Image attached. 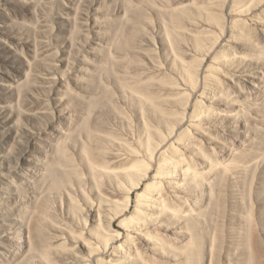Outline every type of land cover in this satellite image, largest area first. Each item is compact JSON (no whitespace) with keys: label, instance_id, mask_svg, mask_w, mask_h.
<instances>
[{"label":"rangeland","instance_id":"obj_1","mask_svg":"<svg viewBox=\"0 0 264 264\" xmlns=\"http://www.w3.org/2000/svg\"><path fill=\"white\" fill-rule=\"evenodd\" d=\"M0 264H264V0H0Z\"/></svg>","mask_w":264,"mask_h":264}]
</instances>
